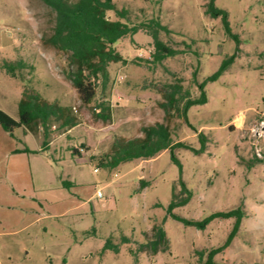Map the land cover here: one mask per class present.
<instances>
[{"label": "rangeland", "instance_id": "rangeland-1", "mask_svg": "<svg viewBox=\"0 0 264 264\" xmlns=\"http://www.w3.org/2000/svg\"><path fill=\"white\" fill-rule=\"evenodd\" d=\"M113 1L128 11L124 22L145 27L115 45L129 63L111 64L109 83L85 105L68 77L67 56L42 44L54 26L52 9L42 0H0V109L18 119L27 90L67 110L37 133L17 129L12 137L0 126V264H204L235 221L215 219L201 231L168 216L173 187L183 196L169 150L113 169L99 166L117 138L142 137L143 127L158 123L196 150L201 136L206 140L203 154L176 150L193 198L174 212L202 220L242 207L238 236L215 260L264 264V138L257 135L264 121V0L216 1L228 11L239 45L208 14L209 0ZM152 22L169 30H158V38L178 52L161 63L153 62ZM233 55L220 79L207 84L208 103L190 108L189 124L168 122L160 105L167 86L182 84L199 98L198 84ZM6 64L16 67L15 76ZM98 104L109 107L106 119ZM66 120L73 123L63 126ZM159 225L169 247L140 251ZM108 241L119 251L105 249Z\"/></svg>", "mask_w": 264, "mask_h": 264}, {"label": "trees", "instance_id": "trees-1", "mask_svg": "<svg viewBox=\"0 0 264 264\" xmlns=\"http://www.w3.org/2000/svg\"><path fill=\"white\" fill-rule=\"evenodd\" d=\"M55 13V22L49 35L43 38L44 47L56 50L67 56L68 77L74 88L77 90L83 104H92L96 97L98 87L104 88L110 81V66L113 63L127 65L126 59L115 45L123 38L136 35L145 24L132 26L124 22L128 17V11L119 9L113 0H42ZM217 0H209L207 12L212 18H220L226 34L239 45L240 40L230 26L229 13L225 9L216 6ZM115 13L116 20L109 17V13ZM154 23L152 36L156 46L154 63H161L163 59L178 54L168 48L158 38V30H169L159 22ZM152 28V26H146ZM235 55L226 58L220 68L204 82L199 83L201 91L199 98H191L187 91H184L182 84L169 85L164 90V101L161 107L166 114V120L178 117L189 124L188 112L190 108L198 105H205L209 101L206 86L209 82H215L227 71L235 60ZM140 60V59H139ZM149 62V60H146ZM10 74L16 75V67L13 64H6ZM197 73V72H195ZM101 118L106 119L105 113L109 107L105 104H98ZM97 106V107H98ZM66 108L58 103H51L45 100L40 94L24 91L19 102V118L15 119L0 109V126L15 137V131L21 129L26 132L37 133L39 127L45 130L52 120L60 121L66 114ZM72 120H66L62 125L72 124ZM143 136L133 139L117 138L110 152L101 159L99 166L102 168H117L119 165L134 160H151L160 156L164 151L171 152L172 161L180 169V185L182 197L176 194V188L172 189V200L167 208V214L175 221L181 222L187 227H195L201 231L215 219H234V225L227 237L225 244L212 249L207 254L204 264H218L215 257L230 247L238 236L242 221L245 217L242 207L227 211L215 212L202 220H191L180 217L174 211L177 208L186 206L193 198V191L183 180V164L176 155L177 149H189L196 154H203L206 151V140L201 136V149L196 150L184 142H175L169 124L158 123L156 125L142 128ZM22 152L38 153L30 149ZM75 153L81 155L80 150ZM258 161H260L258 159ZM64 187L70 188L71 184L63 183ZM153 238L141 244L140 251H151L157 254L169 247V239L162 225L153 228ZM105 249L119 251L118 245L108 241ZM204 257V254H201Z\"/></svg>", "mask_w": 264, "mask_h": 264}, {"label": "built area", "instance_id": "built-area-1", "mask_svg": "<svg viewBox=\"0 0 264 264\" xmlns=\"http://www.w3.org/2000/svg\"><path fill=\"white\" fill-rule=\"evenodd\" d=\"M244 123V122H243ZM261 129H262V133L261 134H257L259 137L261 138H264V121L261 122ZM84 150L83 149H80V152L82 153ZM260 155V154H259ZM95 171L97 172L98 171V168L95 169ZM97 197L98 198H102L103 197V194L102 192H98L97 193Z\"/></svg>", "mask_w": 264, "mask_h": 264}]
</instances>
